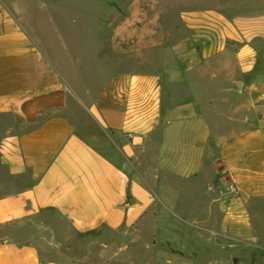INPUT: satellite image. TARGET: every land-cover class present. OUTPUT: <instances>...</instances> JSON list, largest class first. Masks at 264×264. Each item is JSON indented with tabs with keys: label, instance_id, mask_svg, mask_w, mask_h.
<instances>
[{
	"label": "crops",
	"instance_id": "1",
	"mask_svg": "<svg viewBox=\"0 0 264 264\" xmlns=\"http://www.w3.org/2000/svg\"><path fill=\"white\" fill-rule=\"evenodd\" d=\"M214 2L165 37L133 1L82 63L46 42L62 1L0 0V165L29 178L0 194V264H107L63 241L147 231L163 264H264V7Z\"/></svg>",
	"mask_w": 264,
	"mask_h": 264
},
{
	"label": "rangeland",
	"instance_id": "2",
	"mask_svg": "<svg viewBox=\"0 0 264 264\" xmlns=\"http://www.w3.org/2000/svg\"><path fill=\"white\" fill-rule=\"evenodd\" d=\"M63 2V15L62 18L58 17L57 22L59 29L63 36L62 40L49 39L46 41L51 44L55 50L64 53V50H70L75 54L74 58L79 62L84 63L87 56V51L95 49V61L101 63V60L108 61V48L110 46L109 41L104 39L110 31L109 23L112 27L117 26L124 16H129L126 9L133 1L137 0H60ZM144 4L139 6L143 9H147L149 12V19L151 15L158 13L159 31L165 37L180 27V23L177 18V12L179 9L198 8L201 4H212L210 0H139ZM222 3L230 5L231 7H241L244 4L251 7L250 9H258L264 7V0H220ZM153 7V8H152ZM128 14V15H127ZM38 23L42 20L44 15L36 12ZM59 19V20H58ZM180 30V29H178ZM95 34L101 36V40H86L80 39L79 36H86V34ZM168 37V36H167ZM77 38V39H75ZM169 40V39H168ZM165 40V42H169ZM64 49V50H62ZM67 49V50H66ZM129 52L128 60L124 66L126 68L135 69L138 67L137 54L135 50ZM97 54V58H96ZM67 55H64V58ZM113 59L118 57L112 56ZM69 59V57H68ZM104 62V61H103ZM78 63V62H77ZM123 62H122V68ZM99 82L94 83V87L99 86ZM84 122L91 123V117L86 113H82ZM5 120H0V127ZM29 183V178L12 177L7 174L5 169L0 165V194L7 192L8 188H20ZM150 227V225L148 226ZM98 234L96 232L87 233L77 236L74 240L63 241L66 244L65 248H62L65 256L77 257V258H98L104 260L107 264H163L164 255L154 254V245H157V240L152 238L151 231H147L144 234V238H130L127 239L123 245L119 247H110L107 252H100L98 244ZM63 243V244H64ZM260 254V253H259ZM99 255V257L97 256ZM261 254L259 259H261Z\"/></svg>",
	"mask_w": 264,
	"mask_h": 264
},
{
	"label": "built area",
	"instance_id": "3",
	"mask_svg": "<svg viewBox=\"0 0 264 264\" xmlns=\"http://www.w3.org/2000/svg\"><path fill=\"white\" fill-rule=\"evenodd\" d=\"M228 189L232 192L235 191V186L233 184L229 185Z\"/></svg>",
	"mask_w": 264,
	"mask_h": 264
}]
</instances>
